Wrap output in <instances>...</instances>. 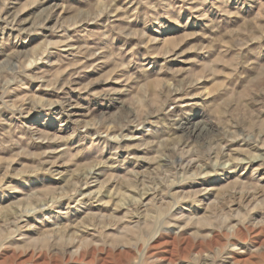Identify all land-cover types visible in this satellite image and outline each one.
Masks as SVG:
<instances>
[{
    "label": "rangeland",
    "instance_id": "obj_1",
    "mask_svg": "<svg viewBox=\"0 0 264 264\" xmlns=\"http://www.w3.org/2000/svg\"><path fill=\"white\" fill-rule=\"evenodd\" d=\"M0 264H264V0H0Z\"/></svg>",
    "mask_w": 264,
    "mask_h": 264
},
{
    "label": "bare ground",
    "instance_id": "obj_2",
    "mask_svg": "<svg viewBox=\"0 0 264 264\" xmlns=\"http://www.w3.org/2000/svg\"><path fill=\"white\" fill-rule=\"evenodd\" d=\"M190 127H191V126H190ZM191 128H192V127H191ZM191 132H192V131H191ZM191 132H190V133H191ZM194 132H195V131H194ZM240 160H241V159H240ZM150 195H151V194H150Z\"/></svg>",
    "mask_w": 264,
    "mask_h": 264
}]
</instances>
